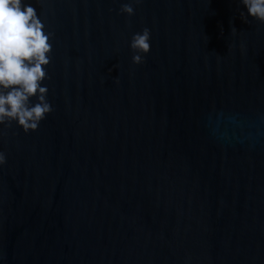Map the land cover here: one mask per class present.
I'll return each instance as SVG.
<instances>
[{
	"label": "water",
	"instance_id": "obj_1",
	"mask_svg": "<svg viewBox=\"0 0 264 264\" xmlns=\"http://www.w3.org/2000/svg\"><path fill=\"white\" fill-rule=\"evenodd\" d=\"M130 2L22 0L52 33V111L0 125V264H264V23Z\"/></svg>",
	"mask_w": 264,
	"mask_h": 264
},
{
	"label": "clouds",
	"instance_id": "obj_2",
	"mask_svg": "<svg viewBox=\"0 0 264 264\" xmlns=\"http://www.w3.org/2000/svg\"><path fill=\"white\" fill-rule=\"evenodd\" d=\"M131 0L121 5L120 12L134 14ZM247 15L264 23V0H240ZM244 14L241 13V17ZM246 23V19H243ZM236 29L233 27L232 31ZM44 32V24L37 11L22 0H0V125L11 126L17 122L25 133L35 131L39 122L52 111L47 101L48 89L41 86L47 73L44 66L50 63V37ZM150 30L132 36L130 47L135 64L144 62L143 55L150 51ZM36 103H31V98ZM6 157L0 152V165Z\"/></svg>",
	"mask_w": 264,
	"mask_h": 264
}]
</instances>
